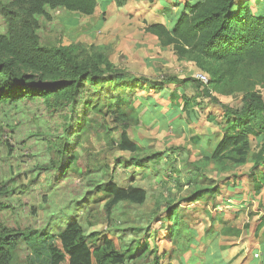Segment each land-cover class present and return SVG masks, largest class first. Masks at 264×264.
I'll return each mask as SVG.
<instances>
[{"label":"rangeland","instance_id":"obj_1","mask_svg":"<svg viewBox=\"0 0 264 264\" xmlns=\"http://www.w3.org/2000/svg\"><path fill=\"white\" fill-rule=\"evenodd\" d=\"M9 1L0 0V33L7 30L1 6ZM97 1V12L92 16L59 9L50 11L52 20L39 17L42 43H78L86 48L94 47L136 77L151 80L161 79L163 75L195 78L197 73H204L210 79L209 72L195 61L178 58L171 47H163L156 36L145 31L147 23L159 22L171 28L181 11V4L176 5L175 0ZM250 1L253 12H264V0ZM119 2L124 5L119 7ZM175 87L172 85L169 90ZM194 89L187 87V94L194 95ZM198 92L201 105L195 109L188 106L192 109L191 115L184 108L174 119L169 115L168 97L153 90L137 89L133 99L139 120L130 127L129 133L144 146L137 157H152L154 153L164 151L177 153L175 175L179 176L181 187L175 185L170 166L159 157L155 161L137 163L129 152L120 151L115 144L118 135L112 130L105 132L100 118L92 130L80 136V144L75 150L79 157L67 174L61 176L56 167L59 157L53 145L63 139L72 113L70 108L43 100L18 105L0 104V230L57 232L70 219H77L88 233L100 230L115 233L125 248L158 245L159 254L166 252L161 264H168V259L177 254L188 258L196 248L211 252L216 243L214 236L221 233L223 237L217 236L216 240L222 241L225 255L229 258L241 254L226 240L227 237L235 240L240 236L235 227L245 218L237 210L239 204L228 199L244 194L253 198V183L248 178L251 166L229 164L220 168L203 158L200 151L207 144V133L216 136L220 130L208 117L220 118L221 108ZM110 95L127 99L128 94L112 91ZM212 96L221 103L238 105L242 93L227 96L215 92ZM196 137H202L200 144H195ZM251 140L252 149L257 150L253 136ZM129 164L132 167H128ZM193 174L194 178L187 182L186 177ZM110 180L120 186L135 184L145 187L146 202L142 205L119 203L108 216L104 207L105 196L97 193L96 186ZM213 186L219 190L216 195L209 192ZM198 189H203L204 193L199 201L193 204L180 202ZM249 202L253 204L252 200ZM171 206L182 220L183 227L191 228L190 232L183 230L184 237L173 243L167 239L163 226L167 222L164 214ZM254 214V211L250 212V216ZM223 224L235 229L228 233L221 231ZM195 239L201 242L199 246L193 242ZM205 239L209 240L204 243ZM31 258L29 247L21 241L14 251L13 264H34Z\"/></svg>","mask_w":264,"mask_h":264},{"label":"trees","instance_id":"obj_2","mask_svg":"<svg viewBox=\"0 0 264 264\" xmlns=\"http://www.w3.org/2000/svg\"><path fill=\"white\" fill-rule=\"evenodd\" d=\"M175 4H181V11L171 28L163 23H147L145 31L156 36L163 47H171L178 58L195 61L207 70L208 83L176 75H163L157 80L136 77L94 47L42 43L39 17L52 20L50 11L59 9L92 16L97 12V0H11L2 4L7 30L0 33V104L43 100L70 108L72 113L63 139L53 145L61 176L67 174L79 157L75 150L80 136L92 130L100 118L105 132L112 130L118 135L115 144L120 151L129 152L137 163L159 157L170 166L175 185L181 187L183 184L175 175L177 153L164 151L152 157H137L144 146L129 133L139 120L134 94L137 89L153 90L168 97L169 115L174 119L184 108L191 115L188 106L195 109L201 105L198 95L201 91L200 95L209 97L221 108L220 118L208 117L219 127L221 137L212 149L213 137H208L200 153L220 168L251 164L248 178L253 190L260 194L264 189V12H253L250 0H175ZM123 5L124 2L118 3L119 7ZM172 85L177 88L169 90ZM189 86L195 88L194 95L187 94ZM112 91H125L127 99L108 96ZM215 92L227 96L242 93L240 104L221 103L212 96ZM251 136L257 142V150L252 149ZM201 138L196 137L195 144H200ZM190 176L186 177L187 182L194 178V174ZM212 188L211 194L219 193L215 186ZM96 189L105 196L108 216L119 203L142 205L147 200V190L135 184L125 187L110 180L98 184ZM203 196V189H198L180 202L193 204ZM172 206L164 214L167 222L163 226L167 239L173 243L184 237L183 230L190 232L191 228L183 227ZM259 206L264 207V193ZM235 228L222 230L228 233ZM21 241L29 247L34 264H161L166 257L165 251L158 253V245L125 248L115 233L108 230L88 233L77 219H70L57 232L2 228L0 264H13L14 251Z\"/></svg>","mask_w":264,"mask_h":264},{"label":"crops","instance_id":"obj_3","mask_svg":"<svg viewBox=\"0 0 264 264\" xmlns=\"http://www.w3.org/2000/svg\"><path fill=\"white\" fill-rule=\"evenodd\" d=\"M107 1L108 2L106 3H114L115 0ZM213 134L215 133H207L208 137H213V140L210 143V149L214 147L216 141L221 137L220 130L216 136ZM248 165L251 166V164ZM263 193L264 189L260 194H256V192L253 191V198L244 194L229 197L228 199L230 202H236L239 204L237 210L240 212V215L245 218L241 223H237L238 225H236V228L239 229L238 232L240 236L235 240H228L229 237H227L226 240V243L230 244L233 249L238 248L240 250L239 253L241 252V254L230 256L228 258L221 247L222 241H220V239L216 240L217 236L223 237V235L221 233H216L214 236L216 242L214 245L215 248H213L211 252L208 250L200 251L201 249L199 247V249H197L195 246L196 249H193L194 252L191 251L188 258L184 254L173 255L172 258L168 259V264H172V260H174L173 264H264V207L259 206ZM250 200H252L253 204L249 202ZM251 211L255 212L253 216H250ZM224 227L230 228L226 224H223L221 231ZM208 240L205 239L203 242L205 243ZM193 242H196V239ZM196 243L199 246L201 242L199 243L197 241ZM235 244H237L236 247ZM198 250L199 252H195Z\"/></svg>","mask_w":264,"mask_h":264},{"label":"built area","instance_id":"obj_4","mask_svg":"<svg viewBox=\"0 0 264 264\" xmlns=\"http://www.w3.org/2000/svg\"><path fill=\"white\" fill-rule=\"evenodd\" d=\"M195 78L203 83H208L209 81L208 77L204 73H197V75H195Z\"/></svg>","mask_w":264,"mask_h":264}]
</instances>
